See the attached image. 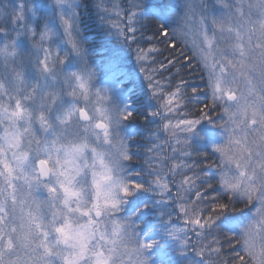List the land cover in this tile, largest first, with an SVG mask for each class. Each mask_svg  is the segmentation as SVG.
Masks as SVG:
<instances>
[{"label": "snow or ice", "instance_id": "snow-or-ice-1", "mask_svg": "<svg viewBox=\"0 0 264 264\" xmlns=\"http://www.w3.org/2000/svg\"><path fill=\"white\" fill-rule=\"evenodd\" d=\"M0 264H264V0H0Z\"/></svg>", "mask_w": 264, "mask_h": 264}, {"label": "trees", "instance_id": "trees-1", "mask_svg": "<svg viewBox=\"0 0 264 264\" xmlns=\"http://www.w3.org/2000/svg\"><path fill=\"white\" fill-rule=\"evenodd\" d=\"M85 15L87 17V14ZM86 22L88 32L85 33V47L89 52V64L96 70L99 80L112 83L114 86L118 79H122L124 80L123 87H127L130 80L135 84L136 91L146 90L133 54L117 44L115 37L97 32L92 19H87ZM151 31L152 29L149 28L148 34H151ZM153 43H156V41H153ZM144 46L147 47L148 45L145 44ZM160 47L163 48L164 45H160ZM165 55H168V53L166 52ZM118 95L123 96V93H118ZM134 123L143 127L140 120ZM213 138H215V133L205 139ZM203 145L204 141H200L195 147L202 149Z\"/></svg>", "mask_w": 264, "mask_h": 264}, {"label": "rangeland", "instance_id": "rangeland-1", "mask_svg": "<svg viewBox=\"0 0 264 264\" xmlns=\"http://www.w3.org/2000/svg\"><path fill=\"white\" fill-rule=\"evenodd\" d=\"M91 66H92V65H91ZM96 84H97L98 86H101V87H104V86L112 87V86H113L112 83H106V82H104V81H100L98 76H97V79H96Z\"/></svg>", "mask_w": 264, "mask_h": 264}]
</instances>
